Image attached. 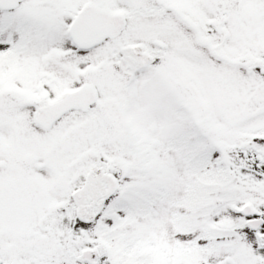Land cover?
<instances>
[{"label": "snow or ice", "instance_id": "obj_1", "mask_svg": "<svg viewBox=\"0 0 264 264\" xmlns=\"http://www.w3.org/2000/svg\"><path fill=\"white\" fill-rule=\"evenodd\" d=\"M0 264H264V0H0Z\"/></svg>", "mask_w": 264, "mask_h": 264}]
</instances>
